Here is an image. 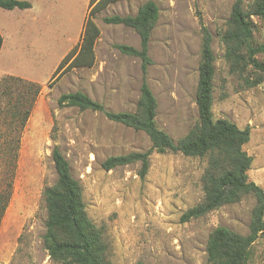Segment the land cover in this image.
<instances>
[{
  "label": "rangeland",
  "instance_id": "rangeland-1",
  "mask_svg": "<svg viewBox=\"0 0 264 264\" xmlns=\"http://www.w3.org/2000/svg\"><path fill=\"white\" fill-rule=\"evenodd\" d=\"M145 1L125 0L119 12L132 15ZM153 1L159 15L149 38L152 63L145 78L157 101L158 127L176 141L198 120L195 93L205 26L214 55L213 118L249 128L244 149L252 161L247 175L264 188V80L247 87L230 73L220 40L235 0ZM241 1L246 8L253 0ZM88 2L34 0L31 9L0 14L3 54L10 69L24 76L32 73L40 83L36 93L31 86L24 87L22 95L20 84L1 75L6 65L0 60V199L6 200L0 208V264H60L42 243V192L56 180L54 146L81 186L88 218L103 230L108 264H206L209 233L225 226L247 234L255 198L246 195L182 222V213L203 197L205 157L152 151L143 178L137 173L138 162L102 168L105 158L145 151L151 142L143 131L108 120L99 111L57 103L60 94L78 90L107 110H135L142 81L140 60L121 53L115 44L139 47V36L130 27L103 21L117 9L93 16L99 28L94 64L72 67L50 79L61 57L80 38ZM254 20L255 39L264 44V20ZM257 57L264 60V53ZM248 264H264V232L250 246Z\"/></svg>",
  "mask_w": 264,
  "mask_h": 264
},
{
  "label": "trees",
  "instance_id": "trees-1",
  "mask_svg": "<svg viewBox=\"0 0 264 264\" xmlns=\"http://www.w3.org/2000/svg\"><path fill=\"white\" fill-rule=\"evenodd\" d=\"M115 1L118 0H89V10L80 39L62 57L50 79L58 78L72 67L94 64V43L99 35V28L93 16ZM0 7L24 9L30 7V3L22 0H0ZM158 15L157 4L153 0H146L132 15L114 14L103 17L105 23L130 27L139 36V47L115 44L121 53L140 60L142 81L134 111L107 110L101 103L78 90L60 94L57 103L59 106L99 111L108 120L143 131L148 136L151 142L149 149L109 156L101 163L105 170L138 162L137 173L143 178L147 173L152 151L205 157L206 166L201 175L203 197L199 203L182 213V222L203 216L222 205L238 202L246 195H253L255 204L251 211L248 233L242 235L225 226H217L209 233L205 246L206 264H248L250 246L264 232V188L250 180L247 175L252 161L244 149L249 140V128H239L225 118H213L211 108L214 55L211 48L212 37L205 26L201 27L195 93L198 120L176 141L158 127L155 120L157 101L145 78L147 68L152 63L148 54L149 38ZM255 18L264 20V0H253L246 8L241 0H235L226 21V28L220 35L224 45L223 56L230 73L239 76L247 87L256 86L264 80V60L257 57L264 53V44L255 39ZM1 43L0 35V46ZM6 77L23 87L21 94L31 86H35L36 93L40 85L12 75ZM27 114L28 109L24 112V118H27ZM51 159L56 180L42 192L46 211L43 247L49 257L60 264H108L103 230L88 218L81 186L72 177L69 163L57 146L51 150ZM0 203L3 210L6 200L2 203L0 199Z\"/></svg>",
  "mask_w": 264,
  "mask_h": 264
},
{
  "label": "crops",
  "instance_id": "crops-1",
  "mask_svg": "<svg viewBox=\"0 0 264 264\" xmlns=\"http://www.w3.org/2000/svg\"><path fill=\"white\" fill-rule=\"evenodd\" d=\"M22 1H27V2H29L30 3V7H28V8H24V9H20V8H17V7H15V8H12V9H6V8H2V7H0V9H2V11H4V12H2L1 10H0V14H4V13H10V12H12V11H15V9H18L19 11H23V10H28V9H31L32 8V1H34V0H22ZM40 2H47L48 0H39ZM49 1H51V2H56V3H58V2H61V1H63V0H60V1H58V0H49ZM74 1H76V0H74ZM73 0H68V2H70V4H72L73 2H74ZM123 1H125V0H118V1H115V2H112V3H110V4H108L104 9H102V11H104V10H108V9H113V10H115V9H117V10H115L116 12L115 13H113V14H110V15H121V13L120 12H122L121 11V7L119 6L120 5V3L121 2H123ZM66 3V2H65ZM89 3V2H88ZM88 10H89V7H88V4H87V7L85 8V11H84V20H85V17H86V15H87V13H88ZM6 11V12H5ZM120 11V12H119ZM119 12V13H118ZM134 12H136V11H134ZM84 20H83V23H84ZM83 23H82V26H81V29H80V35H81V32H82V28H83ZM0 35H1V37H2V43H1V46H0V60L1 59H3V61H5V65H6V67L4 68V70H2L1 71V75H12V76H16V77H20V78H22V79H25V80H29V81H33V82H36V83H38V84H40L36 79H34L33 77H32V73H29L30 75H28V76H24V75H19L18 73H16L15 71H12L11 69H10V66H11V63L8 61L9 59L8 58H4L5 56H4V54H3V51H4V49H5V39H4V35H3V33H2V31H1V29H0ZM80 39V38H79ZM79 41V40H78ZM77 41V42H78ZM76 42V43H77ZM75 45V44H74ZM73 45V46H74ZM72 45L70 46V48L71 47H73ZM70 48L64 53V55L70 50ZM63 55V56H64ZM62 56V57H63ZM62 57H61V59H62ZM60 59V60H61ZM59 60V61H60ZM59 63V62H58ZM58 63H57V65H58ZM56 65V66H57ZM56 66H55V68H56ZM55 68H54V70H55ZM53 70V71H54ZM53 73V72H52ZM52 75V74H51ZM51 77V76H50Z\"/></svg>",
  "mask_w": 264,
  "mask_h": 264
}]
</instances>
